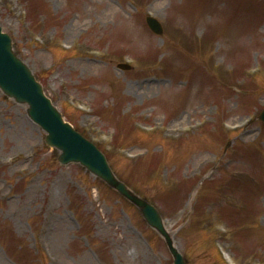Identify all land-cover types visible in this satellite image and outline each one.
Wrapping results in <instances>:
<instances>
[{
	"label": "rangeland",
	"instance_id": "374dc122",
	"mask_svg": "<svg viewBox=\"0 0 264 264\" xmlns=\"http://www.w3.org/2000/svg\"><path fill=\"white\" fill-rule=\"evenodd\" d=\"M8 1L0 26L14 53L157 209L186 264H264V0ZM178 17L206 26L191 50L171 34ZM169 124L183 126L167 136ZM44 139L0 92V264H173L137 207L80 165L57 164Z\"/></svg>",
	"mask_w": 264,
	"mask_h": 264
},
{
	"label": "water",
	"instance_id": "95a60500",
	"mask_svg": "<svg viewBox=\"0 0 264 264\" xmlns=\"http://www.w3.org/2000/svg\"><path fill=\"white\" fill-rule=\"evenodd\" d=\"M147 23L156 34L161 33L159 24L153 19H147ZM123 67V66H121ZM0 88L18 103H27L29 116L47 131L46 143L55 146L61 151L58 162H78L89 172L105 181L120 195L140 208L147 224L155 229L165 240L166 245L174 258V264H185L181 255L173 247L172 241L165 232L161 218L156 209L134 196L126 186L117 181L109 169L103 155L96 148L83 140L72 131L68 125H64L59 114L50 107L49 102L43 97L41 87L34 81L30 71L12 54L10 40L0 31ZM43 108H47L55 117V121L46 118ZM259 119L264 122V111ZM59 139L61 143L57 141Z\"/></svg>",
	"mask_w": 264,
	"mask_h": 264
},
{
	"label": "bare ground",
	"instance_id": "6f19581e",
	"mask_svg": "<svg viewBox=\"0 0 264 264\" xmlns=\"http://www.w3.org/2000/svg\"><path fill=\"white\" fill-rule=\"evenodd\" d=\"M8 1V0H7ZM9 2V1H8ZM154 7H155V10L157 12H159V10L162 8L161 6V3H155L154 4ZM16 9H14V7L12 6L10 11L11 12H15ZM115 13V10L112 6V3H108L106 8L104 10H101L100 11V17L105 20V19H108V15L109 14H114ZM174 21V20H173ZM179 26L180 27V30H171V34L173 35V37L176 38L177 41H179V43L187 46V48L185 50H191L192 48V44H193V41H196L200 38H202L203 34L205 33L204 32V28H206V26L204 25L202 19H196L192 22V20H189L188 18H182L181 17H178L174 23H172V27L174 28H179L177 27ZM193 30L194 34L191 35V31ZM130 32V31H129ZM128 33H125V39L128 40V37H126ZM227 36H225V39L224 40H221L218 39V44L220 47H222L223 49V54L225 55L224 58L227 59V54L230 53L229 51V48L227 47V44L229 43V37L232 38L230 35V32L227 31ZM136 36H138L137 34H133V36L131 37L132 39V43L133 42H136L138 40V38H136ZM192 38V39H191ZM219 47V48H220ZM218 52V50H217ZM229 58H230V54H229ZM149 85V84H148ZM181 117H183V114H181ZM88 118L87 117H84L83 118V121L87 120ZM239 120H235L233 122H230L231 125H234L238 122ZM177 123H182V122H177ZM183 124H177V128H174V126L170 125L167 126L166 128V135L167 136H173V135H176L178 133V131L182 128ZM245 136H248L247 133L244 134ZM196 166V165H195ZM194 166V168H195ZM3 190V187L0 188V191Z\"/></svg>",
	"mask_w": 264,
	"mask_h": 264
}]
</instances>
